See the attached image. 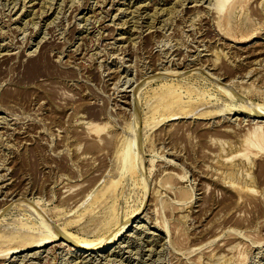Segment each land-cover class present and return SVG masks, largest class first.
Listing matches in <instances>:
<instances>
[{
    "label": "rangeland",
    "instance_id": "374dc122",
    "mask_svg": "<svg viewBox=\"0 0 264 264\" xmlns=\"http://www.w3.org/2000/svg\"><path fill=\"white\" fill-rule=\"evenodd\" d=\"M218 1L0 0V230L45 218L69 234L0 264H264V159L232 156L264 132L244 109L264 107V54L237 50L264 44V0L235 9L241 42L220 31ZM168 173L188 193L178 206ZM102 186L118 224L134 214L118 241L81 247L71 236L98 233L71 221Z\"/></svg>",
    "mask_w": 264,
    "mask_h": 264
},
{
    "label": "bare ground",
    "instance_id": "6f19581e",
    "mask_svg": "<svg viewBox=\"0 0 264 264\" xmlns=\"http://www.w3.org/2000/svg\"><path fill=\"white\" fill-rule=\"evenodd\" d=\"M247 1L248 0H220L219 4L215 7L217 8V12H218V19H217V25L220 29V31H222L223 33H227L228 31H230L229 34L231 37H233V41L235 42H241V41H244V40H241V38L243 37V35H241V30H240V34H238L237 31H231L230 29L232 27V25L235 27V23L234 22V18H233V13L235 12V9H239V11H242L243 12V9L245 7V5L247 4ZM217 2V3H218ZM195 4V3H194ZM137 7V6H136ZM135 11V10H134ZM170 11V10H169ZM152 12V11H151ZM41 13V12H40ZM147 13V12H146ZM160 14V13H159ZM214 16V15H213ZM233 18V19H232ZM232 19V21H231ZM131 20V19H130ZM151 24V23H150ZM237 25V23H236ZM147 26V25H146ZM241 25L239 24V27ZM237 27V26H236ZM235 27V28H236ZM237 27V29L239 28ZM234 28V29H235ZM241 28V27H240ZM245 28V27H244ZM152 29V28H151ZM236 29V30H237ZM243 29V28H242ZM238 30V31H239ZM245 30V29H244ZM235 32V33H233ZM149 33V32H148ZM221 33V32H220ZM237 33V34H236ZM246 33V32H244ZM247 34V33H246ZM249 34V33H248ZM225 36V35H224ZM129 37V36H128ZM250 37V36H249ZM240 39V40H239ZM245 39V38H244ZM231 40V39H230ZM247 40V39H245ZM242 46V45H241ZM259 46V45H258ZM237 47V46H236ZM235 47V48H236ZM264 44L261 45L260 47H255V48H252L250 50H244V48H237L238 51H242L243 53H245V57H257V58H260L258 56L260 55H263L264 54ZM6 52V51H5ZM248 54V55H247ZM242 57V56H241ZM5 58V57H4ZM182 83V82H180ZM177 101V100H176ZM203 101V100H202ZM254 106V105H253ZM244 109H248L250 111H252V113H254L255 115L257 116H263L264 117V107L263 106H255V107H247L245 106ZM185 110V109H184ZM176 114V113H175ZM174 114V116H175ZM234 114V113H233ZM177 116L179 115V113L177 112L176 114ZM166 116V115H165ZM188 116V115H187ZM260 124H264V121H259ZM89 125V124H88ZM237 125V124H236ZM230 126V125H229ZM233 126V125H231ZM235 124H234V128H235ZM102 128V127H101ZM224 128V127H223ZM251 128V127H250ZM230 129V127H229ZM227 129V130H229ZM233 129V128H231ZM238 129L237 127L235 128V130ZM90 130V133L93 135V136H98V133H99V128H95V129H89ZM225 130V128H224ZM234 130V129H233ZM232 130V131H233ZM234 130V131H235ZM240 130V129H238ZM246 131V130H245ZM240 132V131H239ZM242 132V131H241ZM247 132V131H246ZM239 134V133H238ZM241 134V133H240ZM245 134V133H244ZM243 134V135H244ZM242 135V134H241ZM240 136V135H239ZM107 137V136H106ZM104 138V137H100V140H102V142H104V144L106 143V141H104L105 139L108 141L107 138ZM264 137V132H262L261 130V125H254L250 131L248 130V132L246 133V136L244 135V137L239 140V146H241V150H237V152L235 153L234 152V155L232 156H239L241 159L245 160V161H251L253 158L255 159L258 158L259 156H261V159H264V146L263 144L261 143V140L262 138ZM110 142V140H109ZM92 145L94 144L96 146L97 143L95 142H91ZM129 143V142H128ZM129 145V144H128ZM126 146V148H123L122 146L118 149H116L113 153H114V169L111 168V171L113 174V178L112 176H110V181H112V186L114 188L115 186V182H116V179L117 178L116 176V172L121 169L122 167V162L124 161L123 160V155L128 151V148L129 146ZM232 145V144H231ZM93 147V146H92ZM130 147H131V144H130ZM97 150V149H96ZM98 151V150H97ZM97 151L95 150H89V153H90V159H94L95 156H97ZM101 150L98 151V154ZM96 152V154H95ZM88 153V152H87ZM92 154V155H91ZM128 154V153H127ZM89 156V155H88ZM226 157V156H224ZM228 157V156H227ZM88 158V159H89ZM221 158V157H220ZM113 162V161H112ZM112 166V165H111ZM113 167V166H112ZM121 167V168H120ZM110 171V173H111ZM118 173V172H117ZM167 173V172H166ZM173 173V172H172ZM171 173V174H172ZM119 174V173H118ZM170 174L168 173V175L166 174V176H163L159 181L161 184H159L160 186H164L163 188L161 187V189H163L162 191L166 192L167 194H169L171 197L173 196V194L177 193V191L179 193H177L178 198L177 196H173L176 205L177 203L178 204H181L182 202L179 203V201H181V199H186V197H188V193L185 191V190H182L181 187H177L176 184L174 183H170L171 180H169L171 177L169 176ZM119 176V175H118ZM174 176V175H173ZM174 180V179H172ZM219 181V180H218ZM220 182V181H219ZM223 183V182H222ZM234 183V182H233ZM110 184V183H109ZM235 184V183H234ZM221 185V183H220ZM224 186V185H223ZM90 187V186H89ZM246 189V190H250L252 188H248L247 186L246 187H243V189ZM237 189H239L237 187ZM86 190V189H85ZM257 190V189H256ZM241 191V190H239ZM254 191V190H253ZM80 193V192H79ZM164 193V194H166ZM77 194V193H76ZM74 194V195H76ZM84 194V193H82ZM166 194V195H167ZM73 195V196H74ZM158 195V194H157ZM87 195L83 196V200H84V197H86ZM92 198L91 200L89 201L88 204H86L85 208L83 211H79V215L76 214L77 217L75 218V215L74 218L75 220L71 221L70 218H68L71 222H73L74 224L76 223H89V228L93 229L94 231H96L98 233V237L96 239H93V240H87V239H81L77 236H71L72 238H74L73 240H77V243L79 242L82 246L81 247H89V246H98L99 248H103L105 246H107L109 243H111L113 240H117L119 238L120 235H122L121 233L124 231V228L126 227L129 219L131 218V216H133L134 213H130L126 218H125V221L123 224H118V221H117V218L115 215H113L112 213H109V210L111 209V206L113 205V203H115V192L113 191V189L111 188V186H106V187H101L99 188L95 194L92 193ZM169 196V197H170ZM69 197V196H68ZM67 197V199H68ZM76 197V196H75ZM75 197H69L68 199V205H69V200L72 202V204H74L75 208L78 207L80 204H83L84 201H82V199L80 200V198H78L79 200H77V198L75 199ZM78 197V196H77ZM161 197V196H160ZM167 197V196H166ZM82 198V197H81ZM159 198V197H158ZM157 198V199H158ZM75 199V200H74ZM88 199V198H87ZM168 199V198H167ZM173 200V199H172ZM173 200V201H174ZM64 202V200H62ZM115 201V202H114ZM159 201H161L159 199ZM158 201V202H159ZM171 201V200H170ZM62 202V203H63ZM157 202V201H156ZM166 202V201H164ZM163 202V203H164ZM86 203V202H85ZM84 203V204H85ZM162 203V201H161ZM173 203V202H172ZM4 204V203H3ZM65 204V202H64ZM71 204V203H70ZM160 204V202H159ZM163 204H161L162 206ZM169 205V204H168ZM175 205V206H176ZM24 206V205H23ZM26 206V205H25ZM24 206V208H25ZM66 206V205H65ZM72 206V205H71ZM166 206V205H165ZM163 205V207H165ZM172 206V205H171ZM170 206V207H171ZM178 206V205H177ZM19 207V206H18ZM59 208V207H58ZM74 208V209H75ZM82 208V207H81ZM172 208V207H171ZM178 208V207H177ZM57 209V208H56ZM55 209V211H56ZM60 209V208H59ZM154 209V208H153ZM160 209L163 210V208H159L158 211H161ZM170 209V208H169ZM112 210V209H111ZM155 210V209H154ZM157 210V209H156ZM155 210V211H156ZM62 211V209H61ZM113 211V210H112ZM35 214V212H33ZM61 213V212H60ZM160 213V212H159ZM162 213V212H161ZM167 213V212H166ZM171 213V212H170ZM67 214V213H66ZM33 215V214H32ZM62 215V214H61ZM60 216V215H59ZM72 216V217H73ZM156 216V215H155ZM57 217V216H56ZM64 217V216H63ZM62 217V218H63ZM61 218V220H62ZM73 218V219H74ZM162 218V217H161ZM51 219V218H50ZM59 219V217H58ZM160 219V217H159ZM165 219V218H164ZM57 220V219H56ZM2 221V220H0ZM51 221V220H50ZM68 221V220H67ZM145 221V220H144ZM160 221V220H159ZM15 222V221H14ZM20 222V221H19ZM52 222V221H51ZM39 223L41 224L40 226L37 225L38 227H36V229L34 230L32 227V229L28 230V229H22L23 227H21L20 229H18L17 231L16 230H12V224L10 225L11 226V232L8 231V230H5L4 228L2 230H0V256H2L3 258L10 255H19V253L22 254V252H25V251H29L30 250H38V248H41V247H45L47 245H50L51 243L55 242L58 240L57 238V235L58 234H61L59 233V231H56L54 232V230L51 228V227H48V233L47 231L43 230V228H46V220L45 218H41ZM66 223V222H65ZM18 224V223H17ZM45 224V225H44ZM63 224V223H62ZM68 224V222H67ZM160 224V223H159ZM163 224V223H162ZM16 226V225H15ZM163 226V225H162ZM64 227V226H63ZM164 227V226H163ZM27 228V227H26ZM35 228V227H34ZM161 229V228H160ZM165 229V228H164ZM94 233V232H93ZM244 233V232H243ZM64 234V236H67L66 234H68L67 232H64L62 233ZM61 234V235H62ZM72 234V233H71ZM69 235V234H68ZM76 235V234H75ZM182 235V234H181ZM248 236V233L246 234ZM244 236V235H243ZM81 237V236H80ZM246 237V236H245ZM121 238V237H120ZM259 239V238H258ZM261 239V238H260ZM264 239V238H262ZM181 240V239H180ZM118 241V240H117ZM261 240H258V241H255V242H259ZM249 243V242H248ZM253 244V243H252ZM201 245V244H200ZM258 245V244H257ZM170 246V245H169ZM198 247V246H196ZM49 248V247H48ZM54 248V247H53ZM159 248V247H158ZM205 250L207 249V247H203ZM201 247V249H203ZM211 248V247H210ZM188 249V247L186 248ZM185 249V250H186ZM199 249V248H197ZM203 249V251H204ZM178 250V249H177ZM194 249L190 250V251H193ZM200 250V249H199ZM45 251V250H44ZM189 251V254L191 253ZM207 253L210 251L209 249L206 250ZM37 252V251H36ZM181 252V251H180ZM205 252V251H204ZM28 253V252H27ZM32 253L34 254V252L32 251ZM183 253V252H182ZM186 253V252H185ZM206 253V252H205ZM37 254V253H36ZM24 255V254H22ZM21 255V256H22ZM187 255V253H186ZM208 255V254H207ZM9 256V257H10ZM26 256V255H25ZM40 256V255H39ZM189 256V255H188ZM233 256V255H232ZM18 257V256H17ZM184 257V256H183ZM1 258V257H0ZM11 259V258H10ZM19 260V259H18ZM23 260V258H22ZM196 260V259H195ZM238 260H241V259H238ZM190 261V260H189ZM229 261V260H228ZM227 261V262H228ZM194 262V260H193ZM238 262V261H237ZM239 263V262H238ZM228 264V263H227ZM235 264V263H234ZM237 264V263H236Z\"/></svg>",
    "mask_w": 264,
    "mask_h": 264
}]
</instances>
